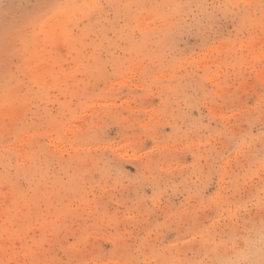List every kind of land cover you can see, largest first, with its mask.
<instances>
[{"label": "rangeland", "instance_id": "obj_1", "mask_svg": "<svg viewBox=\"0 0 264 264\" xmlns=\"http://www.w3.org/2000/svg\"><path fill=\"white\" fill-rule=\"evenodd\" d=\"M264 223V0H0V264H219Z\"/></svg>", "mask_w": 264, "mask_h": 264}, {"label": "clouds", "instance_id": "obj_2", "mask_svg": "<svg viewBox=\"0 0 264 264\" xmlns=\"http://www.w3.org/2000/svg\"><path fill=\"white\" fill-rule=\"evenodd\" d=\"M219 264H264V223L253 225L246 234L233 237L223 245Z\"/></svg>", "mask_w": 264, "mask_h": 264}]
</instances>
